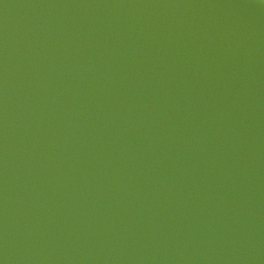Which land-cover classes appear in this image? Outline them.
Wrapping results in <instances>:
<instances>
[{"label": "water", "instance_id": "95a60500", "mask_svg": "<svg viewBox=\"0 0 264 264\" xmlns=\"http://www.w3.org/2000/svg\"><path fill=\"white\" fill-rule=\"evenodd\" d=\"M0 264H264V0H0Z\"/></svg>", "mask_w": 264, "mask_h": 264}]
</instances>
